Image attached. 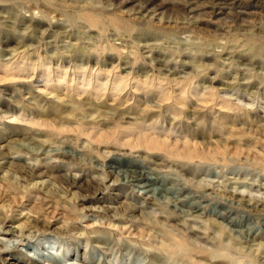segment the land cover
Wrapping results in <instances>:
<instances>
[{"label":"rangeland","instance_id":"1","mask_svg":"<svg viewBox=\"0 0 264 264\" xmlns=\"http://www.w3.org/2000/svg\"><path fill=\"white\" fill-rule=\"evenodd\" d=\"M91 1H96V3H94L95 6H88L83 9L87 14L92 13V15L98 16L104 22L109 21L108 18L118 17L130 23L133 27L136 26L138 29L146 28L141 26L144 20L137 19L138 15L133 14L131 17H127L126 15L119 14L117 10L120 4L128 2L125 10L133 12L140 7V0ZM193 1H195L194 6L191 5ZM213 1L156 0V4L158 5L164 2L166 8L157 17L161 18V22L157 23L158 21H154V24L152 23V26H150L151 28L149 27L150 29L144 31L143 36L146 35L145 33H148V38H150L146 43L143 40H135L133 37H122L116 31H112V28L109 26L104 32L85 34L89 31L87 28L78 23L75 24L77 26V29H75V26L64 15H61L59 11L52 12L49 15L52 25H56L60 20L65 26V29L62 30L67 32L73 31L76 38L71 40L46 39L47 41L41 42L37 39L40 34L36 30L32 29V31L27 33V37L32 40L31 44L35 43L39 48V50L31 52V60L34 61L32 63L36 64L44 60L50 63L55 62L59 54H62L59 49L64 46H68L71 51L68 52L69 50H67V52L63 53L66 60L70 61L71 56L75 54L85 64L88 60L92 62L88 65H81L84 72L81 69L77 70L74 67H70L71 63L70 65H66L64 70L57 71L54 70L55 68L48 71V69L36 65V67L26 70L25 74L22 73L23 76L20 77L25 87L22 95L17 92L20 86L14 85L16 84L14 81H12L13 83L8 88L10 89L9 91L13 92L11 98L8 97L7 93L3 94L0 92V101L3 104L2 109L6 110V112L16 111L18 116L22 118V122L19 123H11L4 118L0 119V167L4 166L8 171L10 170L11 172L9 171V173H12L11 175L23 188L26 187L28 189L32 187L33 182L36 183L37 187L41 183L43 184V182L45 184L51 183L53 191L60 188V190L54 192L56 193L55 196L50 194L53 192L49 194L43 192V195H47V199L50 200L52 205L57 204L58 209L66 208L67 212L76 216L77 220H74V231L71 232L66 229L64 232L59 230L57 232L41 233L34 228H30L19 233L16 227L23 220H20V217H14L13 221L10 222L11 224H8L6 227L8 232L5 234L0 233V264H18L17 258L19 257H21L22 261L30 264H183V262L180 263L178 260H175L174 257L168 261L161 259L159 263L153 261L150 255L152 254L153 249H150L152 247L149 244H147L148 246L141 245V243H145L147 240L132 238L133 240L129 241L124 236L119 237L115 233H108L107 237L110 240L107 243L96 244V242L90 239L92 235L88 233L91 232V229H85L86 224H84V220L78 221L81 220L80 217L85 218L86 216L88 219L91 216H98L97 219L101 221H107L110 216H114L113 218H122L125 224H140L142 222L153 224L157 229L163 231V233L166 232L170 235L175 241H179L182 245H188V248L192 250V258L189 260L190 264H199L201 257L211 259L209 255H211L213 250L216 251L213 243L217 241V238L224 240V242H229V247H231L229 248L230 252L228 250H220V253H218L219 255L223 253V258L227 259L225 260L226 263L223 262V264H228V257L236 259V261L245 262L253 258L254 262L258 261L254 264H260L264 260V170L262 168L246 162H226L228 165L225 163H220L221 165L207 164L200 161V163L198 161L188 163L172 159V157L162 152L145 151L142 149L135 151V149L125 148L126 146L118 144H93L88 137H83V134L81 135V129L87 131V128H84L82 125L70 124L73 131L66 132L65 134V132L58 133L57 129L52 130L53 128L51 127H48V129L47 127L31 125L32 123L28 122L31 120L30 118H33L35 113H43L46 115V119L52 123L53 121H50V118H52L50 114L56 113L55 115L59 117L63 115L61 118L66 119L68 122L70 120L68 113L69 106L66 107L67 102L62 103L58 99L61 98L60 100H62L66 94L67 99L72 98L71 100H75L84 92L87 95L86 97L90 99V104L97 97L100 99L99 101L112 105V108H118L131 114H137L141 110H144L145 112H142L146 113V115L141 114L142 116L140 117L144 116L142 119L145 121L144 123L147 122L145 127L151 124L155 129L154 131L160 128L166 131V134H169L170 137L174 138L182 137L186 131L199 134L204 128L203 126H205L204 131L209 130L210 133H213L215 128L220 125L221 113L225 111L223 108H220L222 105L219 98L222 96L227 100L230 98L229 100L235 105L238 104L240 107H245L247 110V120L252 123L254 121L256 125H259V123L261 125L259 117L263 116L262 111L260 110L261 112H259L258 110V115L252 111L261 107L263 109V100H259L253 93L250 95L249 91H243L241 88L236 87L228 89V92H221V90H217V81H221L222 75L219 74L225 73L228 68L223 69L220 67L222 61L220 53L223 43L226 41L232 43L231 41H236V39L244 43L243 41L246 36H250L253 40H259L258 37H264V0H231L227 5L216 7L212 10L210 3ZM39 2H42V6L45 4L46 6L44 7L53 10L49 7L48 3H45V0H40ZM74 3V7L75 5L83 6L81 2ZM200 5L204 8L198 7ZM2 6L4 9L1 7L0 12L4 16L1 13L0 17L1 19H5L8 17L6 15L7 12H5L7 11L5 7L8 4H2ZM154 7L151 6V11L156 10L157 7ZM53 8L57 9L56 7ZM185 8H192L196 10L197 14L215 11L218 15L210 20V23H205V21L209 22L207 17L197 16V14H194L195 16L191 14V16L186 13ZM79 9L68 8L67 12L64 13L73 14L75 12L76 14ZM8 10L10 11L11 18L17 13L11 7ZM33 13L36 15L37 11ZM27 15L25 16L28 17L29 15ZM232 15L238 16L239 19L235 20L237 24H234ZM195 18H201V20H204L202 22L204 24L198 25L200 22L198 23ZM49 20L47 24L50 23ZM14 22L10 19L8 21L10 24L0 25V43L6 40L5 34L12 33L13 35H18V33H21L22 24L16 25L14 29H8V27L13 26L11 23ZM236 25L244 27L243 31L245 32H234L237 27ZM47 27H44V29H47ZM19 28H21L20 31ZM228 30L231 32H228ZM48 32L51 34V32H54V29L49 28ZM27 37L24 39L25 43L28 40ZM185 37L191 40L190 45L188 42H184ZM20 39L17 38L16 40ZM143 45H147L148 54H143L138 49L139 46ZM230 45L228 44L227 46L230 48ZM112 46L120 50L121 56H118L117 52H111ZM229 48L225 51L229 52ZM54 49L58 50L57 53L56 51H52L51 53V50ZM243 50L245 51V49ZM197 53V56L211 57L208 64L212 66V73L211 71L208 72L207 76L216 78L212 84L205 85V89L199 88L200 90H198L199 93L205 92L209 94L207 98L210 100L206 102L207 105L203 101L195 102L192 99L187 106H180L170 99H166V104H164L165 100L162 102H157L156 100L146 102V100L140 98L141 95L135 91L131 84H123L124 86L120 87L117 92L112 90L114 77L118 75L124 78L127 74H130L127 77L131 79V75H133L131 73L141 69L143 73H147L151 78L159 74L158 68L162 69L159 74L161 76L166 74L163 71L166 68H174L179 72L181 70V62L190 61L184 58V56L190 55V57H193ZM109 54H111L112 61H109V58H111ZM152 57L160 62L157 63ZM95 61H97L98 65ZM194 61H198L200 64L204 62L203 59L198 58H194ZM206 63L204 62L203 64ZM26 64L28 63L26 62ZM160 65L161 67H159ZM123 68H125V71H123ZM234 68L235 66L230 69V74L233 77L238 75V71H233ZM189 71L187 70L186 72L193 75L196 73L193 69L192 72ZM206 73L207 71H202L200 75L206 76ZM193 75L190 77L192 79H189V83L192 82L195 85L199 80L197 76L194 78ZM59 79L62 82L57 86V80ZM82 79L87 81L90 86L86 83L79 84ZM95 85H101V89L97 90ZM171 85H162L163 87L161 88L163 89L159 87L158 89L156 85H153L152 87H147L148 90L145 88V91H147L146 93L152 92L156 94L161 89L162 91L160 90V92H163L160 93L163 95L162 97L168 98L176 93ZM191 90L192 88L188 85L185 92L189 94L188 92ZM0 91L2 90L0 89ZM30 98L32 99L31 104L30 102L27 103V99L30 100ZM16 100H19L18 105L13 102ZM55 100L58 102L55 103ZM86 108L90 110L91 107L86 106ZM165 110L168 111L166 112ZM64 111L67 113H64ZM92 115L97 117L100 114L93 113ZM104 115L103 117L107 119L106 129L114 126L125 128L129 124L125 120L118 123L119 120L111 112L106 111ZM241 115L239 114L238 116ZM111 116L116 119H112ZM132 116L129 115L127 117L131 118ZM189 119L191 120L189 121ZM82 121H84L83 123L90 122L88 119H83ZM96 123L98 122H93L89 127H93L99 131L102 128L105 129V125H103L104 127H98ZM200 127L201 129H199ZM172 129L174 130L171 131ZM229 129V126H224V131L222 130L223 134ZM75 130L77 131L75 132ZM123 132V135H125V131ZM243 141L244 139H241L240 142L243 143ZM108 163L114 167L116 165L115 169L106 167L105 165ZM127 166L148 172V175L155 178V181L149 183L150 186L148 185L143 188V182L131 180L129 173L125 170ZM21 172H24V180L19 177ZM70 179H82L83 181L77 183L80 188H67L68 184L66 183L70 182ZM94 181L96 183L94 188L88 187V183H94ZM162 188L164 189L160 190ZM168 190H171V192ZM69 193L76 194V198H71ZM184 198L186 199L184 200ZM180 201L182 202L179 203ZM195 201L197 203L194 206L193 202ZM182 204L183 206L181 207L180 205ZM29 205L31 203L27 204V208ZM109 208H114L115 211L105 214V210ZM180 210L185 213L181 214ZM219 213H221L220 216ZM108 216L109 218H107ZM141 217L144 218V221ZM160 224L163 226H160ZM237 230L239 231L237 232ZM79 233H84V236H81ZM195 233H198L199 236L197 237ZM228 238L230 241H227L229 240ZM233 239L235 240L232 241ZM218 241L220 242V240ZM122 242L129 245L123 246ZM226 256L228 257L226 258ZM212 264H215V262H212Z\"/></svg>","mask_w":264,"mask_h":264},{"label":"bare ground","instance_id":"2","mask_svg":"<svg viewBox=\"0 0 264 264\" xmlns=\"http://www.w3.org/2000/svg\"><path fill=\"white\" fill-rule=\"evenodd\" d=\"M39 1L40 0H0V9H1V7L3 8L2 4H8V6L5 7V10H7V11L4 10L5 12H7L6 15L8 17L5 19H3V18L1 19V17H0V25L3 26L4 24H10V23H8V21L10 19L15 21V22L11 23L13 26L8 27V29L9 28L14 29V27L18 24L23 25L22 29L19 28V31L21 29V33H18V35H13L12 33L5 34L6 40L0 43V89L2 90L0 92L3 94L7 93L9 98H11L13 96L12 95L13 92L9 91L10 89H8L10 84L13 83L12 81L16 82V84H14V85L20 86L17 89V92L22 95L25 87L23 85L24 82H23L22 78L20 79V77L23 76L22 73L25 74L26 70H29L32 67H36V65H40V66L48 69V71L50 69L52 70L54 68H55L54 70L57 71V70H62V69L64 70V67L66 65H70V63H71L72 65L70 67H74L77 70L81 69L84 72V69L81 67V65L82 64L84 65L85 62L80 60L79 58H77V56H75V54L72 53L73 55L71 56L70 61L66 60V58L63 56V53L67 52V50L70 49L68 46H64V47L59 49L62 52V54H59L58 59H56V61L53 63L52 62L50 63L49 61H46V60H44L43 62L39 61L40 64H38L39 62L36 64L32 63L34 61L31 60L32 59L31 52L34 50H36V51L39 50L38 45L35 43L31 44L32 43L31 38L27 37L28 36L27 33L32 31V29L36 30V32H39L40 35H38L39 37H37V39L40 40L41 42H43L46 39L47 40H49V39L71 40V39L76 38L75 33H73V31L67 32V31L62 30V29H65V26H64L63 22H60V20L58 21V23L56 25H52L51 20H49V19H51V18H49V15L52 12L59 11L61 13V15H64V17L67 18L75 26V29H77V26L75 24L81 23V25L84 26V28H87L89 30L85 34H93L94 32H95V34L101 33V32H104L105 29L107 30V27L109 26L112 28V31H116L122 37L123 36L133 37V39H135V40H143V42L146 43L148 40H150V38H148V33H145L146 35L143 36L144 31H146V29H150L151 28L150 26H152L151 24L154 21H156V22L158 21L157 23L161 22V18H157V17L160 16L161 11L166 8V4L164 2H161L158 5V4H156V0H140L139 1L141 4L140 7L137 10H134L133 12H131V10L130 11L125 10L126 4L128 2H124L123 4H120L117 8L119 14L126 15L127 17H131L134 14V15L139 16L137 19L144 20L142 22L141 26L146 27V28L138 29V28H136V26L133 27L130 23L125 22L118 17L108 18L109 21L104 22L98 16L92 15V13L87 14L83 11V9L85 7L95 6L94 3H96V1L94 2L91 0H45V3L46 4L48 3V5H50L49 7H51L53 10H50L47 7H44V6H46L45 4H44V6H42L41 5L42 2L40 3ZM229 1H231V0H214L213 2L210 3V7L212 10H214V8H216V7H222L224 5H227ZM74 2H76V3L81 2V3H83V6L81 7V6L75 5V7H74V4H75ZM191 5L194 6L195 1H193ZM151 6L157 7L156 10L151 11V9H150ZM10 7L17 12L12 18L10 17V13H9L10 11L8 10V9H10ZM53 7H56L57 9H55ZM198 7H201V5ZM68 8H71V9L80 8L79 9L80 11L78 10V12L76 14H75V12L73 14H71L70 12H69L70 14L64 13V12H67L66 10ZM203 8L201 7V9H203ZM208 9H210V8H208ZM34 11H37L36 15L33 13ZM1 13L2 12H0V14ZM20 13H22V14L19 15ZM186 13L189 15L197 14L196 10H193L192 8L186 9ZM26 14H28L29 16L27 15L28 17H26L25 16ZM204 15H206V16H204ZM217 15H218V13L215 11L214 12L213 11L206 12L205 14H202V13L197 14V16L207 17L209 19V22L205 21V23H210V20L215 18ZM3 16H4V14H3ZM232 17L234 18V22H235V20L237 21L239 19L237 15H232ZM48 20L50 21L49 24H47ZM195 20H197L198 23L200 22L198 25L204 24V23H202L204 20H201V18L200 19L195 18ZM234 24H237V23L235 22ZM138 25H140V24H138ZM46 26H48L47 27L48 30H49V28L54 29V32H51V34H50L49 33L50 31L48 32L47 29H44V27H46ZM236 26L237 27L235 28L234 32L238 33V32H242L244 30V27L242 28V26H240V25H236ZM33 32H35V31H33ZM228 32H231V31L228 30ZM243 32H245V31H243ZM55 33H57V34H55ZM54 34H55V36H54ZM19 35H21V36H19ZM246 35H248V34H246ZM26 37L28 38V40L25 43L24 39ZM17 38L18 39L21 38V39L17 41L16 40ZM35 38H36V36H35ZM258 39L259 40H255V39L253 40L252 38H250V36H246L245 40L243 41L244 43H241L242 41L239 42V40H237V39H236V41L232 40L231 41L232 43H230V41L229 42L226 41L225 43H223V45L221 47V53H220V55H222V61H221L220 67L223 69H225L227 67L228 68H227V71L225 73L219 74V75H222V77H221V81H217L218 82V86H217L218 89L217 90H221V92H223V91H227L228 89L230 90V88H232V87L233 88L236 87L239 89L241 88L243 91H249L250 93L249 92L248 93L250 95H251V93H253L256 97L259 98V100H263V102H264V42H263L264 37H258ZM35 41H36V39H35ZM190 41L191 40L188 39V37L184 38V42H188L189 45L191 44ZM228 44H231L230 48H229V46H227ZM72 46H74V45H72ZM227 48H229V50H230L229 52L225 51ZM138 49L141 50L143 52V54H148L147 45L139 46ZM243 49H245V51ZM118 50L119 49L116 48L115 46L111 47L112 53L117 52L116 54H118V56H121L122 53L120 52V50L119 51ZM235 50H238V51L235 52ZM52 51H54V52L56 51V53H57L58 50L57 49L51 50V53H52ZM76 51H78V50H76ZM243 51H244V53H247V54H244ZM68 52H71V51L69 50ZM109 55L111 57V54H109ZM197 55H198V53L194 55L195 57L194 56L190 57V55H188V56L185 55L184 58H187V60L189 59L190 61H188V62L182 61L181 65H180L181 70L179 72L176 71L177 69L175 70L174 68L168 69V68H166V65H165L166 69H164L163 71H165L166 74H163L164 76L159 75L160 70H162L160 68H158L159 74H156V76H154V77L152 76L151 78L147 75V73H143V71L141 69L138 70L137 72L131 73V74H133V75H131V79L127 77L130 74L129 75L127 74V76H125L124 78L122 76L118 75L117 77H114L113 84H112L113 85L112 90L117 92V91H119L120 87L122 88V86H124L125 84H131V86L134 87L135 91H137L141 95L140 98H142L143 100H146V102H153V100H156L157 102H159V101L162 102L165 100L164 104H166V102H167L166 99H168V100L170 99L172 102H174L180 106H187V105H189V102L192 99L195 102L203 101L206 104V102L208 100H210L209 98H207V96H209V94H207L205 92L199 93L198 90H200L201 88L205 89L206 88L205 85H208L209 83L212 84L216 78L215 77L210 78L207 76L208 72L211 71V73H212V66L210 64H208L211 60L210 59L211 57H209V56L203 57V56H197ZM194 58H198L201 60L203 59V61L207 62V63L203 64L204 63L203 62L202 64H200L198 61L197 62L194 61ZM152 59H153V57H152ZM110 60L112 61V57L109 58V61ZM153 60H155V59H153ZM24 61H25V63H24ZM155 61L157 63L160 62L157 60H155ZM26 62L28 64H26ZM91 62L92 61L88 60L86 62V64L87 65L91 64ZM95 63L97 64V61H95ZM95 63H93V64H95ZM233 66H235L233 71L234 72L238 71L237 72L238 75H236L235 77H233L230 74V72H231L230 69H232ZM159 67H161V65ZM192 69L196 71L195 75L189 74L186 72L187 70H190L192 72ZM123 71H125V68H123ZM202 71H207V73H206L207 77L200 75V73ZM216 73H218V71H216ZM2 74H4V75H2ZM180 75H182V76H180ZM183 75H185V76H183ZM192 75L194 76V78L197 76V79L199 80V82L195 85L192 82L189 83V79H192V78H190V77H192ZM61 82L62 81L60 79L57 80V86H59L61 84ZM85 83L88 84V82L84 81V79L80 80V82H79V84H85ZM161 84L162 85H168V86H170L172 84L171 86H173L176 93L174 94V92H173L174 95L170 96L168 98L162 97L163 95L160 93H163V92H160V90L163 89V88H161L163 86ZM153 85L154 86L156 85L157 88L159 87L161 89L159 91H157L156 94L152 93V92L146 93L147 91H145V88L152 87ZM188 85L190 88H192V90L190 92H188L189 94H187L185 92V89L188 87ZM88 86H90V84H88ZM95 88L97 90L101 89V85H95ZM148 88L146 90H148ZM157 93H158V95H157ZM85 94L86 93H84V92L81 93L79 98L75 99V100L74 99L71 100L72 98L67 99L68 97H66V94L64 95V98L62 100H60L61 99L60 97H59L60 99H58V97H56L59 100V102H62V103L67 102V105H65V106L66 107L69 106V109H68V113H69V117H70L69 119L72 121L69 120L67 122L66 119L61 118L63 115L61 117H59V116H56L55 115L56 113H55V114H50V116H52V118H50V121H53V123H52L46 119V115H44L43 113H35L33 118H30L31 120L28 119L29 120L28 122L32 123L31 125L42 126V127H47V128L51 127V128H53L52 130L57 129V131H59L58 133L65 132V134H66V132L73 131V130H71L70 124L82 125L84 128H87V131H84V129H81V135L83 134V137H88L93 142V144L94 143H98L101 145L102 144H106V145L118 144L121 146H126L125 148L129 147L131 149H135V151H137V149H142L145 151L149 150V151H154V152H162V153L172 157V159L174 158L178 161H184V162L186 161L188 163L192 162V161H198V162L200 161L201 163L204 162L207 164L212 163V164L221 165L220 163L226 164V162L227 163L228 162H232V163L233 162H240V163L246 162V163H249L250 165L257 166V167L262 168L264 170V108L262 109V107L260 109L257 108V109L252 111V112H254V114H257L258 110H259V112L262 111L263 116L259 117V120L262 124L260 125V123H259V125H256V124H254L255 123L254 121L252 123V122H249L247 120V116H246L247 110L245 107H240V106H238V104L235 105L234 103H232L229 100L230 98L227 100L223 96L222 97L219 96L220 97L219 101H220V104L222 105V107H220V108H223L225 111L223 113H221V115H220L221 121L219 123L220 125L215 128L213 133H210L209 130L204 131L205 126H203L204 128L202 127L203 128L202 130L204 132L201 130V132L199 134H195V133H191V132L186 131V133L183 136L181 135L182 137L174 138L172 136L170 137L169 134H166L167 133L166 131H163L160 128L157 131H154L155 129H154L153 125H151V124H149V126L147 125L148 127H145L147 122L144 123L145 121L142 119L144 116L142 118L140 117V116H142L141 114H144L142 112L144 110L140 111V109H139V111H140L139 113L131 114L129 112H125L121 109H118L117 107H116L117 109H114L111 107L112 105H107L104 101H99L100 99L97 97L94 98V102L92 104H90V101H89L90 99H88L86 97L87 95H85ZM152 96H154V97H152ZM247 96H249V95H247ZM18 101L19 100H16L13 102L15 104L17 103V105H18V103H19ZM33 101H34V99H33ZM28 102H30V104H31L32 99L31 98H30V100L27 99V103ZM56 102H58V101L55 100V103ZM86 106L91 107L90 110L87 109ZM200 106H202V105H200ZM157 107H159V106H157ZM165 107H167V106L165 105ZM2 108H3V104L0 101V119H3V118L7 119L11 123L22 122V118H20V116H18L16 111L6 112V110H3ZM156 109H158V108H156ZM52 110H54V109H52ZM91 110H93V111H91ZM106 111L111 112L113 114V116H115L119 120L118 123H120V121L125 120V122L129 123V124H127L128 126L125 128L120 127V126H114L112 128L106 129L107 128V126H106L107 119L105 117H103V116H105L104 114L106 113ZM64 113H67V112L64 111ZM93 113H98V114H100L99 116H102V117H99L97 115H96L97 117H95L92 115ZM159 113H161V112H159ZM237 114L238 115L242 114V115L238 116ZM129 115H131V116L133 115V116L131 118H129V117H127ZM144 115H146V113ZM169 116H172V115H169ZM115 117H113V118H115ZM149 117H150V115H149ZM189 117H190V115H189ZM111 118H112V116H111ZM83 119H88L92 123L97 121L98 123H96V125L98 127H102L103 125H105V129L102 128V129H100V131L97 129L98 130L97 131L93 127L92 128L89 127L90 125H92V123H90V122L89 123H83L84 122V121H82ZM148 119L149 118H147V120ZM190 120L191 119H189V121ZM193 120H194V118H193ZM197 120H198V118H197ZM149 121H150V119H149ZM172 122H174V121H172ZM256 123H258V122H256ZM212 124H211V126H212ZM224 126H226V127L229 126L230 129L228 131L226 130V132H224V134H223ZM174 129H172L171 131H173ZM199 129H201V127ZM188 130H190V129H188ZM76 131L77 130H75V132ZM123 131H125V135H123V133H124ZM221 131H222V133H221ZM169 133H171V132H169ZM196 133H197V131H196ZM222 134L224 135V137ZM172 138H174V139H172ZM253 138H255V140H253ZM241 139H244L243 143L240 142ZM138 152H139V150H138ZM132 163H134V162H132ZM127 164H129V163H127ZM226 165H228V164H226ZM105 166L110 168V169H115V167H116V165L114 167L110 163H108ZM130 166H132V165H130ZM125 170L127 173H129L132 181L143 182L142 183L143 188L148 186L149 183H151L152 181H155V178L150 177L148 175V172H146L144 170H137L133 167H128V166L126 167ZM9 171L4 166L0 167V233L5 234L8 232L6 230V227L8 226V224H11L10 222L13 221L14 217H16V218L20 217L19 219L23 220L16 227V230L19 233H21L23 230H26V229L29 230L30 228H34L36 231L41 232V233L50 232V231L51 232H57L59 230L64 232V230H66V229H68L70 232L74 231V229H73L74 225L73 224H74V220L76 219V216L72 215L71 213H68L66 208L58 209L56 206L57 204L52 205L50 200L47 199L46 194L53 192L50 194L55 196L56 193H54V192H57L58 190H60V188H57V190L53 191V189L51 187V183L45 184L44 182H43V184L41 183V185L39 187H37L36 183L33 182L32 187H30L28 189H26V187L23 188L22 186L19 185L18 181H16V179L11 175L12 173L11 174L9 173ZM23 173L24 172H21L20 175L19 174L18 175H19L20 179L24 180ZM81 181H83V180L82 179H72L70 182L66 183V184H68L67 188L68 187L80 188L79 185H77V183L81 182ZM97 183L100 184L99 182H97ZM95 185H96L95 181H94V183L93 182L88 183V187H90L92 189L94 188ZM163 189L164 188H162L160 190H163ZM158 190H159V188H158ZM168 191L171 192V190H168ZM43 192H45L46 194L43 195ZM75 195L76 194H74V193H72V194L69 193V196H71V198H73V199L76 198ZM56 199H57V197H56ZM185 199L186 198H184V200ZM196 201H197V199H196ZM196 201L193 202L194 206L197 203ZM181 202L182 201H180L179 203H181ZM29 203H31V205H29L27 208V204H29ZM180 206L182 207L183 204ZM255 209H257V208H255ZM105 211H106L105 214H108L109 212H113L115 210H114V208H109V209H106ZM130 211H132V210H130ZM180 212H181V214L185 213V212H182L181 210H180ZM220 214L221 213H219V216H220ZM103 216H104V214H103ZM103 216H102V218L106 217V216H104V217ZM86 217L85 218L80 217L81 220H78V221L81 222L84 220V224H86L85 229H89V230L91 229L90 230L91 232L88 234L92 235V237L90 239L93 242H96V244L97 243L101 244L104 242L107 243V241L110 240L109 237H107V234L108 233H115L119 237L124 236L129 241L133 240L134 238L135 239H141V240H147V241H145V243H141V245L148 246L147 244H149L150 247H152V248H150V249H153L152 254H150V255H151V258L153 259V261H155V262L159 263V261L161 259L168 261L172 257H174L175 260H178L180 263L183 262V264H190L189 260L192 258V255H191L192 250H190V248H188V245H182L181 243H179V241H175L165 231H164L165 233H163V231H160L159 229H157V227L154 226L153 224H148L145 222L144 223L142 222L140 224L139 223L125 224L123 222L124 220H122V218L121 219L120 218H118V219L113 218L114 216L113 217L110 216V218L108 216L107 218H109V219L107 221L98 220L97 219L98 216L97 217L91 216L90 219H88ZM141 218H143V217H141ZM143 221H144V218H143ZM175 221H176V219H175ZM156 222L158 223V221H156ZM177 222H178V220H177ZM179 222H180V220H179ZM160 226H163V225L160 224ZM236 227H238V226L236 225ZM94 228H95V230H93ZM99 228L102 230H100ZM239 230H237V232ZM79 234H81V236L82 235L84 236V233H79ZM195 234L197 235V237L199 236L198 233H195ZM232 235H233V232H232ZM79 237H77V238H79ZM229 237H230V235H229ZM236 237H238V235H236ZM218 240H220V242ZM234 240L235 239H233L232 241H234ZM227 241H230V239ZM125 242H127V241H125ZM125 242H122L123 246H125V245L127 246L128 243L125 244ZM225 242H224V240L217 238V241L215 243H213V247L216 249V251L213 250L211 255H209L211 259H208L207 257L206 258L201 257L199 264H212V262H215V264H223V262H225V260H227V259L223 258L224 257V255H222L223 253L221 255H219L218 253H220L219 252L220 250H224V251L228 250L229 251V248H231V247H229V244H228L229 242H226V243ZM138 243H140V242H138ZM211 244H212V242H211ZM234 246H235V244H234ZM193 249H194V247H193ZM240 250H241V248H240ZM233 251H231V252H233ZM238 252H240V251H238ZM7 253L11 254L10 252H7ZM233 253H235V252H233ZM233 253H231V254H233ZM195 255H196V253H195ZM198 255H200V254H198ZM227 257L228 256H226V258ZM228 258H229L227 261L228 264H254L255 262L256 263L258 262V261L254 262L252 260L253 258L249 259V261H246V262L245 261H236V259L234 260L230 257H228ZM249 258H251V257H249ZM197 261H199V260H197ZM17 262H18V264H30V263H27L25 261H22L21 257L17 258ZM260 264H264V260Z\"/></svg>","mask_w":264,"mask_h":264}]
</instances>
